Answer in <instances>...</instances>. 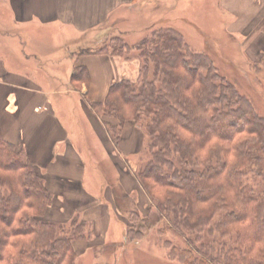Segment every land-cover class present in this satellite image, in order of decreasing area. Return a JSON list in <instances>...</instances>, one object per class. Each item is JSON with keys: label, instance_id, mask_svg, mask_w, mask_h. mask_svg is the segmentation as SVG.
<instances>
[{"label": "trees", "instance_id": "1", "mask_svg": "<svg viewBox=\"0 0 264 264\" xmlns=\"http://www.w3.org/2000/svg\"><path fill=\"white\" fill-rule=\"evenodd\" d=\"M110 49L95 53L119 57L116 52L128 50L121 42ZM132 50L137 55L124 61L137 63L134 78L113 83L105 100L92 104L114 146L128 123L147 139L149 159L134 177L150 203L129 214L125 243L163 221L162 236L166 230L199 241L206 234L233 236L221 255L190 239L184 248L164 240L166 257L175 255L181 264H264L263 115L175 29L159 28ZM86 79L84 67L71 74L74 83ZM250 175L261 179L262 191L249 183ZM52 204L44 177L23 149L0 139V264H74L73 242L88 241L92 231L78 215L69 225L51 221Z\"/></svg>", "mask_w": 264, "mask_h": 264}, {"label": "crops", "instance_id": "2", "mask_svg": "<svg viewBox=\"0 0 264 264\" xmlns=\"http://www.w3.org/2000/svg\"><path fill=\"white\" fill-rule=\"evenodd\" d=\"M174 2L187 0H0V139L23 149L44 177L53 194L50 220L54 211L64 218L79 212L83 221L94 226L93 237L97 232L108 236L111 223L113 231H120L111 221L117 222L118 215L110 187L131 198L140 193L129 158L141 153L144 134L135 125L125 124L121 141L114 146L100 118L89 116V105L102 103L113 83L134 72L120 57L95 51L133 8ZM218 4L230 18L228 31L244 36L256 49L249 53L250 62L260 61L264 0H218ZM82 50L93 53L82 54ZM76 67L85 68V82H72ZM58 114L68 116L65 125ZM97 164L102 177L113 180L109 185L102 184L104 178L95 172ZM90 171L92 187L86 191ZM65 181L73 187L68 190L71 194L59 195L57 187H65ZM75 185L77 199L72 196ZM69 201L76 203L72 210L66 205ZM59 203L64 206L57 207ZM123 235L124 229L110 241L122 242Z\"/></svg>", "mask_w": 264, "mask_h": 264}, {"label": "rangeland", "instance_id": "3", "mask_svg": "<svg viewBox=\"0 0 264 264\" xmlns=\"http://www.w3.org/2000/svg\"><path fill=\"white\" fill-rule=\"evenodd\" d=\"M1 12H3L5 21L6 11L2 10ZM129 12L126 18L114 24L115 32L111 33L100 43L96 50L103 47V50L109 53L111 47L121 42L122 46L124 44L128 50L126 52L124 51L125 49L122 50V52L120 50L121 53L116 52L117 55H120L119 57L122 60L125 58L132 59L137 55L136 52L132 50L133 47L143 39L148 38L154 31L159 28L175 29L182 35L191 51L208 54L212 58L213 64L217 68L219 74L224 76L229 84L234 85L239 94H242L253 103L259 116L263 115L264 117V53L262 54V59L257 63L250 62V54L255 53L256 49L251 47V43L249 40L245 39L244 36L234 35L228 31L226 26L230 18L226 17L222 12L218 0H187V2H174L168 6H156V4L147 3L139 5ZM250 41H252V38ZM82 51L84 52L85 50ZM129 64L131 65L132 71H135L137 63ZM133 78L132 74L127 77V79ZM89 107V116L93 119H95L96 116L100 118L98 111H96L92 105H89ZM58 115L61 122L65 125L68 116ZM73 119L79 120L80 117L74 116ZM139 130L144 134L140 128ZM146 145L147 139L144 134V144L141 153L129 158L130 170L133 175L137 173L140 166L149 159ZM99 165L97 164L95 172H99L100 177H102ZM92 176L93 173L91 171L90 174L86 173L84 186L86 191H89L92 187L90 182ZM98 178L99 177L95 179V182L99 181ZM102 178H104L101 180L102 184L109 185L111 181H113L107 177ZM252 178V175L248 176L249 183L251 182L255 188L257 186V189L262 191V188H260L263 186L261 179L253 180ZM57 183L56 185H59V183ZM64 185L65 187L63 188L60 186V188L57 187L56 191L59 195L71 194L68 191L73 188L70 182L65 181ZM138 187L142 197H140V193L138 192V194H133L132 198L124 197L122 194L118 193L119 190L117 188H114V186V189L110 187L115 200L112 205L118 215L117 222L113 219L111 221L119 227L120 231H113V223H111L110 236L108 235L103 238L102 234L97 232L93 237L92 232V236L89 237L90 239L88 241H74L73 246L76 252L74 264H105L107 260L111 261L113 264H181L178 262V259L175 258V255L168 258L166 257V253L169 252L170 247H168V244L164 243V240L179 248H184L185 243L191 244V240L193 241V245L196 244V248L199 245L208 246L217 255H221V247H225L228 244L232 245L234 241L233 236L222 237L217 233L208 236L206 232H203L206 236H203L201 241H199V238L195 235H182L180 237L179 235L181 234L177 231L171 232L166 230L162 236L158 231L166 226V222L163 221H159L149 227V230L145 231L142 237L136 241L131 243L127 241V244L125 243L126 241H122L123 243L121 241L113 243L114 241H110V237L115 238L116 235H119V232H122L123 229L125 230L126 227L132 225V217L129 214L137 210H139V212L145 211L148 206L147 203H150L145 192L139 185ZM74 190L75 192L72 196L77 199L80 197V194L77 193V185L74 186ZM96 191H98L97 187ZM143 203L144 205L141 206ZM66 205L68 209L72 210L75 208L76 203L69 201ZM56 206L63 207L64 205L59 203L56 204ZM117 208L123 210V212L120 213ZM51 213V220L53 222L64 225H69V220L73 218L74 215H78V220H82L79 212L75 213L73 216L65 215V218L58 211ZM69 213L70 212H67V214ZM113 214L115 215L114 212ZM219 219L220 215L216 216L212 223H215ZM89 225L86 224V227L94 231V226L92 224ZM109 243H113V245L105 247V245ZM220 257L221 256H217V260H220ZM211 264H216V262L213 261Z\"/></svg>", "mask_w": 264, "mask_h": 264}]
</instances>
